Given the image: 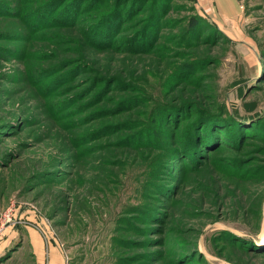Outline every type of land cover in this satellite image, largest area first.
I'll return each mask as SVG.
<instances>
[{"label": "rangeland", "instance_id": "rangeland-1", "mask_svg": "<svg viewBox=\"0 0 264 264\" xmlns=\"http://www.w3.org/2000/svg\"><path fill=\"white\" fill-rule=\"evenodd\" d=\"M236 1L0 0V264H264V0Z\"/></svg>", "mask_w": 264, "mask_h": 264}, {"label": "crops", "instance_id": "crops-1", "mask_svg": "<svg viewBox=\"0 0 264 264\" xmlns=\"http://www.w3.org/2000/svg\"><path fill=\"white\" fill-rule=\"evenodd\" d=\"M206 3H210V11L218 13L224 21H231L236 23L239 19V9L236 0H204ZM229 19V20H228ZM50 264H64L62 256L59 251H56L52 255V260Z\"/></svg>", "mask_w": 264, "mask_h": 264}, {"label": "trees", "instance_id": "trees-1", "mask_svg": "<svg viewBox=\"0 0 264 264\" xmlns=\"http://www.w3.org/2000/svg\"><path fill=\"white\" fill-rule=\"evenodd\" d=\"M241 97H243V92H241ZM257 108V104L256 103H246L244 104V110L246 113H252L256 110ZM238 116H239V112L237 113V111L235 112Z\"/></svg>", "mask_w": 264, "mask_h": 264}]
</instances>
